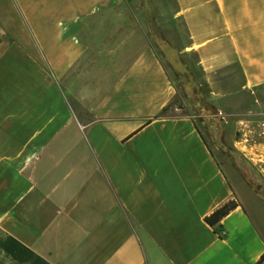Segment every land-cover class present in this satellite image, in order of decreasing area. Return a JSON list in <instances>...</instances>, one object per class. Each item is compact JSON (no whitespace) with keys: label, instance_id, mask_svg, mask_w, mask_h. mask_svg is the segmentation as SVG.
Segmentation results:
<instances>
[{"label":"crops","instance_id":"0c3cea01","mask_svg":"<svg viewBox=\"0 0 264 264\" xmlns=\"http://www.w3.org/2000/svg\"><path fill=\"white\" fill-rule=\"evenodd\" d=\"M174 2L206 79L264 90V0ZM123 3L0 0V264H257L264 239Z\"/></svg>","mask_w":264,"mask_h":264},{"label":"rangeland","instance_id":"374dc122","mask_svg":"<svg viewBox=\"0 0 264 264\" xmlns=\"http://www.w3.org/2000/svg\"><path fill=\"white\" fill-rule=\"evenodd\" d=\"M123 8L130 21L143 23L146 46L161 58L176 89L173 104L192 117L264 239V90H242L233 67L206 79L196 55L182 52L187 34L174 0H124Z\"/></svg>","mask_w":264,"mask_h":264},{"label":"trees","instance_id":"16d2710c","mask_svg":"<svg viewBox=\"0 0 264 264\" xmlns=\"http://www.w3.org/2000/svg\"><path fill=\"white\" fill-rule=\"evenodd\" d=\"M163 111H165V109H163ZM235 207H236V203L234 201L227 202L222 207L216 209L212 214L206 217L205 218L206 223L210 227H215L220 222V220H222V218H224ZM263 260H264V254L261 256L257 264H261Z\"/></svg>","mask_w":264,"mask_h":264}]
</instances>
